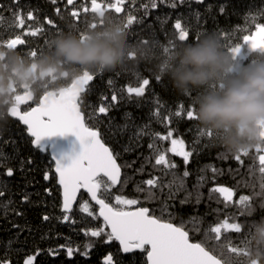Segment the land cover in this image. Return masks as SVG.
<instances>
[{
    "label": "trees",
    "instance_id": "obj_1",
    "mask_svg": "<svg viewBox=\"0 0 264 264\" xmlns=\"http://www.w3.org/2000/svg\"><path fill=\"white\" fill-rule=\"evenodd\" d=\"M103 2L107 5L109 0ZM111 2L115 3V0ZM153 2L157 5L154 9L151 7ZM171 3H176L177 7H170ZM85 7L90 8V0H73L71 5L67 0H19L18 3L0 0V42L16 36L24 40L15 48L0 43V138L16 141L14 145H0V152L10 158L4 161L0 157V163L4 164L0 167V190L5 191V196L0 198V260L25 264L29 256L35 255L34 264H103L106 254L112 252L122 264H147L145 253L121 255L117 251L118 242L105 244L103 237L85 235L86 230L104 226L97 218L98 208L85 193H81L77 205L68 214L69 220L63 221L61 190L57 186L49 150L39 152L33 148L21 123L8 116L9 107L17 104L21 94L32 95L33 100L20 107L21 111H27L46 93L69 88L77 78L90 72L96 79L83 93L89 107H82L89 126H93L95 120H89L87 113L101 103L111 104L113 92L119 99V103L111 105L109 116L99 117L101 123L95 124L123 172L120 185L112 186L106 194L107 201L115 205L116 195L138 200L131 210L147 207L150 215L185 228L191 242L203 243L223 264H264V173L260 172L258 159L264 155V139L249 136L247 131L241 132L240 127L206 125L199 120L197 112L198 104L205 96L222 95L244 69L264 64V53L252 52L241 60L239 69L234 70L236 59L222 47L242 43V37L252 33L257 23H264V0H203V3L197 0H183V3L180 0H125L120 13L106 9L102 25L96 14L83 11ZM74 9L80 10L78 19L71 15ZM30 12L33 20L27 19ZM16 14L23 15L22 28L16 26ZM129 16L136 20L125 28ZM177 20L188 28L192 40L202 41L210 34L215 35L220 52L228 61L217 79L203 87H188L183 92L176 90L171 77V69L185 46L181 45L183 42L179 41L173 28ZM93 22L98 26L90 28ZM115 27L123 31L127 54L115 69L71 63L58 54L59 40L92 42L103 38ZM35 29L41 31L31 35V30ZM138 40H157L162 47L169 48L171 41L176 47L163 60L166 55L163 51L158 50L155 56L152 44H134ZM32 51L37 54L31 55ZM133 54L135 59H130ZM33 66L37 73L28 79L26 72ZM157 74L163 76L162 83L156 81ZM140 78L151 80L146 95H129L126 88L138 87ZM108 79H112V85L107 83ZM191 92L196 95L190 101L187 95ZM154 94L162 102L159 116L153 114L157 107ZM102 96H108L109 100L102 101ZM190 103L195 105L197 121L175 116L180 104L188 107ZM165 117L171 118V124ZM125 124L127 128H124ZM145 124L148 135L135 138L136 129ZM197 127L210 132L211 140L199 137L201 143L193 145ZM170 129L173 138L185 141L186 150L197 148L187 165L181 157L168 151L171 148L169 140H159L152 135H166ZM153 142L166 159L177 165L175 169L155 164L156 153L148 147ZM233 144L239 151L233 150ZM241 153L248 154L241 155L238 161L235 157ZM29 156L30 164L27 163ZM7 167L13 169L12 177L4 174ZM185 170L189 172L187 177H183ZM46 172L48 182L44 178ZM153 178L157 179L156 187L145 183ZM174 178L178 179L169 187ZM217 187H227L235 194L230 201H225L218 192L212 191ZM25 195L29 198L27 203L22 202ZM241 196H249L250 200L241 204ZM85 202L94 216L81 210ZM17 211L22 215H16ZM44 215L51 218L44 221ZM224 220L240 223L242 232L222 229L218 244L210 228ZM89 242L93 247L85 257L81 252ZM68 246L79 251L69 257Z\"/></svg>",
    "mask_w": 264,
    "mask_h": 264
},
{
    "label": "snow or ice",
    "instance_id": "obj_2",
    "mask_svg": "<svg viewBox=\"0 0 264 264\" xmlns=\"http://www.w3.org/2000/svg\"><path fill=\"white\" fill-rule=\"evenodd\" d=\"M14 2L18 3L19 0H14ZM53 2H55V0H53ZM124 2L125 0H115V3H112L111 0H109L107 5H105L103 0H100V2H98V0H90V8L85 7L83 11H91L99 16L101 18L100 25H102L106 9L110 8L116 13H120L123 10L121 5ZM197 2L203 3V0H197ZM67 3L71 5L73 4V0H67ZM180 3H183V0H180ZM156 6L155 2L151 5L153 9L156 8ZM169 6L175 8L177 4L171 3ZM142 7L147 8L148 5H143ZM220 10L221 13H223V6ZM71 15L78 19L80 10H72ZM27 19H34L31 12L28 13ZM135 20L136 17L129 16L125 28L132 25ZM16 21L17 27L22 28L24 26L22 14H16ZM48 23H51V21H48ZM97 26L95 22L89 25L90 28H95ZM173 28L178 33L179 41L183 42L181 45L198 43L200 41L198 38L196 40L190 39V31L180 20L175 21ZM39 31H41V29L31 30V35L35 36ZM80 35L84 38L83 33H80ZM138 42L152 44L155 56H157L158 50L163 51L166 54L163 60L166 59L176 47L171 41L169 42L170 48L162 47L157 40H138L134 41V44ZM0 43L6 45L7 48H15L17 45L23 44L24 40L16 36L15 38ZM245 45L252 51L264 53V23H257L254 32L242 37V43H235L234 46H228L226 48L224 46L222 47L236 59L241 53V48ZM36 54L35 51L31 52L33 56ZM130 59H135V55L133 54ZM95 79L96 75L94 73L85 72L76 85L61 93L52 94L51 96H42L35 103V106L27 111H21L20 106L33 99L26 94H21L17 98L16 107L8 113L9 116L15 118L24 126V134L30 138L31 146L39 152L45 149V145L42 143L45 138L56 136L63 137L70 134L75 136L79 141L81 151H79L78 154L71 157H65L63 155L59 157L53 155L51 157V161L55 163V172L58 175L59 185L63 190V203L61 209L64 213L62 217L63 221L67 222L69 220L68 214L72 211V205L76 201L77 194L81 189H84L90 195L91 200L99 206V217H102L104 222L103 227L86 230L85 235L93 238L103 237V243L105 244H111L114 241L118 242L117 251L121 255H131L137 252L145 253L147 264H213L215 257L211 251L201 242H191L189 239V232L185 230V228L167 222L155 215H150V210L147 207H140L135 211L131 210V206L139 203L138 200L116 195L115 205L107 201L106 194L109 192V189L120 182V166L116 162V156L113 151L102 141L101 132L95 124L101 123L99 117L109 116L111 105L119 103V99L117 94L113 92L110 97L111 104L101 103L98 107L93 108L91 112L87 113L89 120H95V124L89 126L85 122L86 113L82 111V107H89L83 93L86 92V86ZM155 79L158 83L163 82L162 75L157 74ZM140 81L138 87L128 86L126 88L129 95L134 94L136 97H144L146 95V90L151 80L150 78H140ZM107 83L112 85V79H108ZM195 95V92H191L187 95V98L191 101L192 97ZM154 96L157 107L153 114L159 116L162 102L158 96L155 94ZM101 100L108 101L109 97L102 96ZM174 114L188 121L198 120L195 105L192 103H190L188 107H185L184 104H180L178 110H176ZM128 119L131 121L132 117L129 116ZM165 119L171 124L170 117H165ZM127 127L128 125L125 124L124 128ZM147 127V124L143 127H138L134 132V137L139 139L144 135H148L146 131ZM196 131L197 138L193 140V145H199L201 143L199 137H207L211 140L212 135L210 132H205L199 127H197ZM152 135L159 140H169L171 148L168 149V151L181 157L185 165L190 163L191 157L197 151L196 147H193L191 150H186L185 141L183 139L173 138L174 133L171 129L166 135H161L159 133H153ZM15 143V140H4L0 138V145H14ZM148 147L153 149L156 153V165H163L166 169H175L177 167L174 162L166 159V155L160 152L155 142L150 143ZM259 150L260 149H257V151ZM247 154L248 153L238 154L235 159L240 161L241 155ZM0 157H2L4 161L10 159L2 152H0ZM65 159H70V163L66 164L64 162ZM258 159L261 165L260 172L264 173V155H260ZM27 163H32L30 156L27 158ZM3 166L4 164L0 163V167ZM4 174L7 177H12L14 171L11 167H7ZM188 175L189 172L185 170L183 172V177H187ZM44 178L46 180L49 178L47 172ZM103 178H107V180L105 181ZM175 179L178 178H174V181L169 183V187L175 182ZM145 183L150 187H156L157 179H149ZM180 183L182 186L183 181L181 180ZM262 187H264V185H262ZM46 191L51 194L50 190L46 189ZM212 191L218 192L225 201H230L235 194L233 190L227 187H217L212 189ZM149 195H151V192ZM4 196L5 191L0 190V198ZM28 200V196L25 195L22 202L27 203ZM249 200V196H241L239 203L245 204V202ZM5 208L7 209V206H5ZM81 210L86 212L89 216H94L87 202L82 204ZM15 214L22 215L19 211ZM50 218L51 217L48 215L42 217L44 221H48ZM14 227L18 228L19 225H14ZM222 229L224 231L236 233L242 232L240 223H229L227 220H224L221 224L210 228V232L215 234L218 244L221 240ZM92 247L93 244L91 242L86 243L81 255L87 257ZM66 251L67 255L72 257L74 252L79 251V249H73L68 246ZM34 260L35 255L29 256L25 260V264H34ZM0 264H11V261L8 259L0 260ZM103 264H122V261L116 258L115 253L109 252L106 254Z\"/></svg>",
    "mask_w": 264,
    "mask_h": 264
},
{
    "label": "clouds",
    "instance_id": "obj_3",
    "mask_svg": "<svg viewBox=\"0 0 264 264\" xmlns=\"http://www.w3.org/2000/svg\"><path fill=\"white\" fill-rule=\"evenodd\" d=\"M58 54L67 61L82 65L115 69L126 59L123 31L115 27L103 38L81 43L72 39L57 42ZM228 66L215 35L198 43L185 45L171 69L173 86L178 92L188 87H203L217 79ZM199 120L214 128L244 127L255 135L256 125L264 122V64L244 69L238 80L222 95L205 96L197 108ZM234 151L239 147L232 145Z\"/></svg>",
    "mask_w": 264,
    "mask_h": 264
},
{
    "label": "water",
    "instance_id": "obj_4",
    "mask_svg": "<svg viewBox=\"0 0 264 264\" xmlns=\"http://www.w3.org/2000/svg\"><path fill=\"white\" fill-rule=\"evenodd\" d=\"M106 13V11H105ZM105 16V15H104ZM99 19H101L99 16H98ZM104 19V17H103ZM37 73V69H36V66H33L31 67L27 72H26V76L27 78L29 79L31 76H35V74ZM82 77V76H81ZM81 77L77 78L73 83H71V86L69 88H65V89H61L60 91L56 92V91H50L48 93H46L44 96H51L52 94H57V93H61V92H64V91H67L68 89H70L71 87H73L74 85H76L79 80L81 79ZM91 84V83H90ZM89 84V85H90ZM87 85L86 88L89 86ZM27 96L31 97L32 98V95L29 93V94H26ZM30 102V101H29ZM28 102V103H29ZM27 104V103H26ZM17 105V104H16ZM16 105L13 107H9V111L12 110L13 108L16 107ZM24 105V104H22ZM21 105V106H22ZM20 106V107H21ZM21 109V108H20ZM9 113V112H8ZM9 116V115H8ZM11 119L13 120H16L15 118L9 116ZM17 121V120H16ZM22 125V124H21ZM23 126V125H22ZM24 127V126H23ZM42 143L45 145V149L44 151L42 152H45L47 149L49 150V153H50V156L52 157L53 155H56V156H65V157H71V156H74L75 154H78L79 151H81V146L79 144V141L77 140V138L73 135H66V136H56V137H50V138H45ZM108 147V146H107ZM53 162V161H52ZM66 164L67 163H70V159H65L64 161ZM117 164L119 165L118 161L116 160ZM54 163V162H53ZM121 166V165H119ZM54 174L57 178V186L59 187V189L61 190V197H62V203H63V190H62V187L59 185V182H58V175L56 174L55 172V163H54ZM122 175H123V172H122V168L120 167V178H119V183H117L116 185H114L113 187H118L121 183V180H122ZM105 180H107V178H103ZM49 179L46 180V182H48ZM110 183V182H109ZM81 193H85L90 199V195L84 190V189H81L78 194H77V197H76V201L74 202V204L72 205V209L77 205L78 203V200L80 198V195ZM92 201V200H91ZM93 204L98 208V216H99V206L95 204L94 201H92ZM138 209V208H137ZM136 209H133V211H135ZM102 221H103V218L102 217H99ZM175 225V224H174ZM214 256V255H213ZM215 257V256H214ZM213 264H223L222 261H220L217 257H215V259L213 260Z\"/></svg>",
    "mask_w": 264,
    "mask_h": 264
},
{
    "label": "rangeland",
    "instance_id": "obj_5",
    "mask_svg": "<svg viewBox=\"0 0 264 264\" xmlns=\"http://www.w3.org/2000/svg\"><path fill=\"white\" fill-rule=\"evenodd\" d=\"M255 31V30H254ZM253 31V32H254ZM252 52H259V51H252L248 48V46H243L241 48V53L239 54V56L236 58V66L234 68V70H238L241 64V60L245 59L248 54L252 53ZM241 132H245L247 131L244 127H240ZM255 136L257 138L260 139H264V122L258 123L256 125V132H255Z\"/></svg>",
    "mask_w": 264,
    "mask_h": 264
},
{
    "label": "flooded vegetation",
    "instance_id": "obj_6",
    "mask_svg": "<svg viewBox=\"0 0 264 264\" xmlns=\"http://www.w3.org/2000/svg\"><path fill=\"white\" fill-rule=\"evenodd\" d=\"M107 10H109V9L107 8Z\"/></svg>",
    "mask_w": 264,
    "mask_h": 264
}]
</instances>
